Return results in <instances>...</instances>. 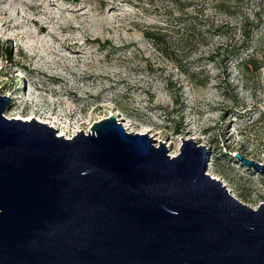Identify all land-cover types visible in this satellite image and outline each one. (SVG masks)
<instances>
[{"label":"rangeland","instance_id":"1","mask_svg":"<svg viewBox=\"0 0 264 264\" xmlns=\"http://www.w3.org/2000/svg\"><path fill=\"white\" fill-rule=\"evenodd\" d=\"M0 12L5 117L70 137L112 114L170 155L191 138L233 195L264 201V174L234 155L264 164V0H0Z\"/></svg>","mask_w":264,"mask_h":264},{"label":"water","instance_id":"2","mask_svg":"<svg viewBox=\"0 0 264 264\" xmlns=\"http://www.w3.org/2000/svg\"><path fill=\"white\" fill-rule=\"evenodd\" d=\"M8 99L0 94V264H264V201L253 208L212 177L204 145L182 139L170 155L112 114L65 137L5 117Z\"/></svg>","mask_w":264,"mask_h":264},{"label":"trees","instance_id":"3","mask_svg":"<svg viewBox=\"0 0 264 264\" xmlns=\"http://www.w3.org/2000/svg\"><path fill=\"white\" fill-rule=\"evenodd\" d=\"M236 1H239V0H236ZM218 5L220 7H222V6L223 7H226V5L223 4V1H219ZM226 8L228 9V10H225L226 13H229V14H232L233 13L231 10H229L228 7H226ZM226 8H224V9H226ZM196 23L197 22L195 20H192V22H190V24L188 25V28H187V38L194 35L195 29H196V27H195L196 26ZM147 36H151L153 38H158V35L155 34V31L154 32H151V33L150 32L147 33ZM246 36H248V32L246 33ZM253 61L254 60H252V58L244 60V62H246V63H249V62L250 63H253Z\"/></svg>","mask_w":264,"mask_h":264},{"label":"bare ground","instance_id":"4","mask_svg":"<svg viewBox=\"0 0 264 264\" xmlns=\"http://www.w3.org/2000/svg\"><path fill=\"white\" fill-rule=\"evenodd\" d=\"M5 14V12H0V15H4ZM75 19V18H74ZM73 19V20H74ZM72 21V20H71ZM75 22V21H74ZM73 22V23H74ZM66 27V26H65ZM55 52H56V54L60 57V58H68V55L64 52V47L62 46V47H58V48H56L55 49ZM22 66L25 68V69H32V71H34L35 72V69L34 68H32V66L30 65V64H22ZM48 76L50 77V78H57V77H55V76H53V74H48ZM14 91H16V89L14 90ZM72 113H73V111H72ZM39 120V119H38ZM45 122H47V120L45 121ZM51 126H53V127H55V125H53V123L52 124H50ZM125 128V127H124ZM59 135H66V133H65V131L62 129L61 131H60V133H59ZM67 136V135H66ZM67 137H69V136H67ZM209 174H211V173H209ZM211 176L212 177H214L215 179H217V180H219L218 179V177L216 178L214 175H212L211 174Z\"/></svg>","mask_w":264,"mask_h":264}]
</instances>
